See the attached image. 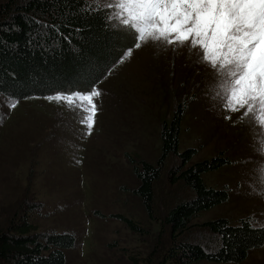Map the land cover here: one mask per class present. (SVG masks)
<instances>
[{
    "label": "rangeland",
    "instance_id": "374dc122",
    "mask_svg": "<svg viewBox=\"0 0 264 264\" xmlns=\"http://www.w3.org/2000/svg\"><path fill=\"white\" fill-rule=\"evenodd\" d=\"M120 61L96 85L102 95L90 135L80 122L88 113L75 106L33 96L10 108L11 97L0 92V230L26 212L39 231L75 233L65 264H131L146 257L160 221L148 216L132 192L138 185L133 165L156 163L161 124L178 103L185 106L180 150L195 147L192 162L219 153L230 161L203 175L207 185L226 188L229 200L194 222L249 217L264 225V127L242 119L243 109L226 111L213 98L216 74L187 46L148 43ZM167 166L155 189L162 212L164 192L173 187ZM115 215L145 232L129 229ZM237 264H264V245Z\"/></svg>",
    "mask_w": 264,
    "mask_h": 264
},
{
    "label": "trees",
    "instance_id": "16d2710c",
    "mask_svg": "<svg viewBox=\"0 0 264 264\" xmlns=\"http://www.w3.org/2000/svg\"><path fill=\"white\" fill-rule=\"evenodd\" d=\"M96 8L90 0L0 3V92L22 100L56 91H90L102 81L134 47V39L111 26L108 13ZM184 112V103H178L171 119L161 124L156 163L140 160L133 165L138 185L132 192L150 218H159L160 230L148 255L132 258L131 264L241 263L264 245V225H255L249 217L237 223L226 217L194 222L202 212L229 200L226 188L207 185L203 175L230 161L219 153L192 162L196 148L180 150ZM166 165L173 187L164 192L162 212L155 189ZM15 215L0 230V264H65V251L76 243L74 232L39 231L28 213ZM115 216L129 229L145 232L132 219Z\"/></svg>",
    "mask_w": 264,
    "mask_h": 264
},
{
    "label": "snow or ice",
    "instance_id": "6c2138e0",
    "mask_svg": "<svg viewBox=\"0 0 264 264\" xmlns=\"http://www.w3.org/2000/svg\"><path fill=\"white\" fill-rule=\"evenodd\" d=\"M96 4V11L109 13L111 26L133 36L137 49L148 43L189 47L216 74L213 98L226 111L243 109L242 119L264 127V0H107L103 9L100 0ZM101 95L93 84L90 91H56L45 98L88 113L80 122L90 135ZM10 101V108L18 103Z\"/></svg>",
    "mask_w": 264,
    "mask_h": 264
}]
</instances>
